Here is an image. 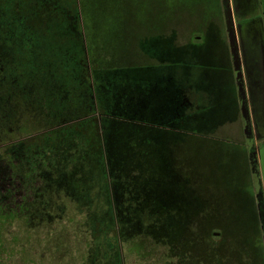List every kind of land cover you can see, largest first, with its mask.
<instances>
[{"label":"rangeland","instance_id":"rangeland-1","mask_svg":"<svg viewBox=\"0 0 264 264\" xmlns=\"http://www.w3.org/2000/svg\"><path fill=\"white\" fill-rule=\"evenodd\" d=\"M227 1H0L10 18V10L14 9L12 16L15 17L14 23L9 24L2 37L6 41L5 50L8 51L9 68L6 70H14L21 80L16 89L19 94L25 90L23 101L29 108L34 112L41 107L46 109L44 117L36 113L28 116L24 114L26 112L23 108L20 116L24 117L22 129L33 135L30 137L32 143L30 142L29 150L25 149L21 158L17 160L8 154L9 147L0 149L2 158L12 169L18 185L16 192L10 194L0 205V264H264V238L259 215L264 220L263 116L250 117L251 121L247 123L249 133L245 131L244 121L239 118L240 135L228 139L231 144H235L232 141L245 144L252 153L248 156L249 159H254L256 175H260L258 187L263 190L261 199L256 202L257 197L253 191L250 202L246 200L247 196L241 187L239 190L233 189L235 182L239 181L230 178L232 174H228L229 167H235L233 173L240 170L239 164L235 163L239 159V152L234 147H226L225 153L223 147L201 142L180 146L176 151L180 167L188 168L192 173L191 179L198 185L190 188L189 198L193 201L184 203L188 205L186 215L191 221L189 219L184 225L179 223L177 234H162L158 238V235L155 237L152 233L143 231L148 222L143 227V224L138 226V223L120 217L122 202L114 193L112 183L118 176L124 182L118 171L122 165L113 170L111 177L110 159L116 155L111 150H119L126 139L119 134L122 138L116 134L110 136V140L105 138V130L108 134L109 131L117 132L108 122L101 125V118L110 116L101 115L95 105L92 108L93 103L88 94L92 83L90 85V82L87 84L82 80L81 89L74 90L81 98L72 103L68 101L70 92L66 94L52 87L42 88L43 78L35 76L32 79L30 69L25 65L31 45L28 41L32 42L33 38L40 37L41 42L49 34L50 40L65 38L64 46H68L65 48L71 54L77 51L79 55H86L85 69L88 68V71L102 68L110 70L113 76H119L120 72L131 68L160 64L149 56V40L162 38L170 41L173 47L192 50L193 54H198L195 51L199 52L204 48H215L216 51L218 48L220 54L222 49L217 42L223 39L228 47L233 79L238 84L241 75V67L235 60L238 58V43L227 15ZM16 17L24 22V28L20 27ZM79 31L90 34L99 43L100 47H96V51H89L91 60H94L93 56L97 59L92 69L84 39L83 47L79 41L77 47L76 44L72 46L73 38L78 36ZM213 40L214 43H210ZM103 44L106 47L101 48ZM41 47L44 48V41ZM14 56L16 61L13 62ZM218 58L221 59L222 56L218 55ZM1 67L2 78L4 72L2 73ZM102 74L103 72L100 77ZM89 78H92L90 72ZM7 82L9 83L3 86L2 91H7L10 81ZM246 108L249 111L248 106ZM30 117L39 118L37 120ZM72 117L78 119L71 121ZM18 118L11 117L16 123L17 133L20 131ZM210 119L211 122L207 123L208 130H212L213 125L218 122V117ZM66 120L68 121L65 122ZM207 120L209 118L204 117V121ZM4 128H8V122L0 117V141L5 139L2 135ZM225 129L226 125L219 129L221 136L218 138L223 139L222 136L232 132H224ZM129 130L131 129L125 131ZM17 133L15 140L11 139L13 145L20 141L19 138H23L17 136ZM167 137L172 138V135L168 133ZM106 140H109L108 144H113L114 149L107 145ZM27 141L29 140H24ZM68 143L70 151L67 155L51 152L59 145L66 149ZM88 147H96L99 158L106 164V191L102 190L96 177L82 175V171L85 173L84 163L88 162L84 153ZM62 156L74 163L62 162ZM118 163L119 161L116 162ZM58 169L78 174V179L86 178L84 182L87 187L90 183V198L85 203H78L56 186L54 179ZM137 176L138 174H133V180L137 181L134 178ZM222 182H225L224 187ZM97 184L99 187H95ZM169 188L175 189L176 186ZM182 198L186 197L182 195ZM183 221L186 220L182 219L181 222Z\"/></svg>","mask_w":264,"mask_h":264},{"label":"crops","instance_id":"crops-1","mask_svg":"<svg viewBox=\"0 0 264 264\" xmlns=\"http://www.w3.org/2000/svg\"><path fill=\"white\" fill-rule=\"evenodd\" d=\"M83 39L87 44L92 69L97 59L93 56L92 61L89 51L93 52L94 49L96 51V47L100 46L88 33L84 32ZM220 40L221 42H217L220 44L218 47L222 49L220 54L218 48L217 51L215 48H204L199 52L195 51L198 54H193L190 49L173 47L170 41L157 38L148 41L150 58L160 62L157 66L131 68L120 72L119 76H113L110 70L102 68L99 70L93 68L90 71L93 105L101 115L110 116L103 115L101 125L108 122L117 132L109 131L108 134L105 130V138L110 140V136L116 134L126 139L119 150L115 149L111 152H116V155L121 154L122 151L141 154L145 161L142 166L144 182L160 186L165 199L167 196H174L175 200L179 201V209L185 213L188 205L184 203L193 201L189 198L190 188L196 187L197 182L191 179L192 173L188 168L180 167L176 151L183 145L188 146L197 142L212 144L223 147L225 153H227L226 147H234L239 152V159L235 163L239 164L240 170L233 173L235 167H229L228 174L239 176L238 179L232 175L230 177L234 181H239L235 182L233 189L239 190L241 187L247 196L246 200L250 202L253 191L257 197L255 187L257 181L255 182L251 157L249 159L248 156L251 152L245 144L234 141L232 143L235 144H231L228 140L240 135L239 118L244 121V127L247 119L244 116L239 82L237 84L233 79L227 44L223 39ZM210 43H214V40ZM102 47L106 45L103 44ZM218 55L222 58L219 59ZM101 72L103 74L100 77ZM103 101L108 102L103 103ZM204 117H208L209 120L205 122ZM210 117H218V122L213 125L212 130H208L207 124L211 122ZM224 125H226L224 132L228 130L232 132L224 135L225 138L222 136L221 139L218 138L221 136L219 129ZM129 128L131 130L125 131ZM168 133L172 138L167 137ZM113 143L116 145L114 140ZM107 145L114 147L111 142L109 144L107 142ZM114 158L110 159L111 177L113 170L118 169L117 164L114 165ZM221 184L224 187L225 182ZM171 186L176 188H170L166 192ZM182 195L186 198L183 199ZM255 200L258 201L257 198Z\"/></svg>","mask_w":264,"mask_h":264},{"label":"trees","instance_id":"trees-1","mask_svg":"<svg viewBox=\"0 0 264 264\" xmlns=\"http://www.w3.org/2000/svg\"><path fill=\"white\" fill-rule=\"evenodd\" d=\"M8 1L12 3L15 0ZM10 12L11 18L8 14H6V10L0 3V66H2V73L4 72L2 78L0 77V117L4 118L8 122V128H4V133H2V135L5 136V139L3 138V140L0 141V149L9 147V151H7V153L9 152L8 154L13 155L14 158L18 160L23 156L22 153L25 149L29 150V147L31 146L30 142L32 143V141H30V137L33 135L27 133L25 129H22L24 117L20 116L23 108H25L24 110L26 112L24 114L28 116L35 113L44 116V111L46 109L41 107L40 109H37L38 111L34 112L32 108H29V106L23 101L25 90H23V93L19 94L17 91L18 89H16V86L21 83V80L15 75L14 70H6L7 67L9 68L8 51L5 50V48H7L5 44L6 41L4 38L2 39V37L6 32V28L10 26L9 24H13L15 21V17L12 16L14 15V9H11ZM75 14L77 15L76 9ZM16 19H19L17 22H20L21 18L16 17ZM19 25L22 28L25 26L24 22H20ZM49 36L50 34L46 38L47 41L46 39H41L40 42V37L33 38L32 42L28 41L31 45L29 46V54L25 59V65H27L30 69L29 75L32 76V79H35V76H39V78L42 77V84L44 85L42 88L52 87L53 89L60 90L66 94L70 92L73 95L71 99V94L68 95V101L72 103L78 101L81 97L74 90L79 91L81 89L83 85H81L82 80L86 83L90 82V85L92 83V78H89L90 71H88V68L85 69L87 61L84 57L86 58V55H79L77 51L74 54H71L66 49L68 46L65 45L66 48L64 46L65 38H63V40L56 38H52V40H50ZM73 40L74 43L72 46L76 44L77 47V41H79L81 42V47H83L82 32L79 31L78 36L74 37ZM43 41L44 48L41 47ZM46 50H48L47 52L49 54L46 53ZM12 61H16V56L12 58ZM26 79L29 80L28 77ZM7 81H10V84L5 92V90L2 91V88L6 83H9ZM88 94H90V102L93 103L91 87ZM92 108L94 109V105ZM11 117H19V120L17 121L20 122V131L18 130V133L16 131V123L13 119H11ZM30 118H36L38 120L39 117ZM74 118L78 119V117H72L70 120L76 121ZM67 121L68 120L65 122ZM43 129L45 130L46 127H43ZM16 133L18 134L17 136H23V138H19L20 141H17L18 143L13 145L11 139L16 137ZM25 139L29 141L24 142ZM65 148L66 149L59 145L54 147L51 152L53 154L67 155V152L70 151V143H68V146ZM40 152L46 154L44 150H41ZM84 153L88 157V162L84 163L85 173L82 171V175H86V177L87 175L96 177L99 181V185L102 186V190L106 191L107 186L105 184L106 177L104 171L106 164L103 160H101V158H99L98 149L96 147H88L85 149ZM2 156L3 155L0 153V205L8 199L10 194L13 195L14 192H16L15 190L18 189L14 173ZM116 158L119 161L117 167L118 165L123 166L122 169V166L119 168V173L120 177L124 179V182L122 180L120 181L118 176L113 181L114 193L117 197H119L118 200L122 202L120 207V217H123L122 219H130L131 221L138 223V226L143 224V227L144 224L148 222V229L146 228L143 231L146 233H152L155 237L158 235V238L162 234H168L170 236H173L174 233L177 234L179 223L182 225L187 224V221L190 219L185 212L179 209V201H176L174 196H167L165 199L160 186L144 182L142 166L145 164V161L142 159L141 154L131 152L126 153L125 151H122L121 154L116 155L113 159L114 165L118 162L116 161ZM61 161L64 163L69 162L70 164L74 163L71 159H66L64 156H62ZM251 162L253 165L254 159H252ZM253 169L255 180L257 181L259 176L256 175L254 165ZM56 173L57 176L56 179H54L56 186L60 187L68 196L80 204L85 203L86 200L90 198L91 187L90 183L88 185L89 187H87V184L85 183L86 178L78 179V177L76 178V175L78 174L74 175L64 169H58ZM133 174H135V176L138 174L137 177H134L137 181L133 180ZM99 185L97 184L95 187H99ZM169 189H166V192H168ZM182 219L186 221L181 222ZM262 231L264 238L263 219Z\"/></svg>","mask_w":264,"mask_h":264},{"label":"flooded vegetation","instance_id":"flooded-vegetation-1","mask_svg":"<svg viewBox=\"0 0 264 264\" xmlns=\"http://www.w3.org/2000/svg\"><path fill=\"white\" fill-rule=\"evenodd\" d=\"M227 11L238 43L239 59L235 60L241 67L238 81L244 116L247 119L245 128L249 133L247 123L251 121L250 117H264V0H228ZM259 183L258 178V200L263 194V190L258 187ZM260 218L263 219L261 214Z\"/></svg>","mask_w":264,"mask_h":264}]
</instances>
